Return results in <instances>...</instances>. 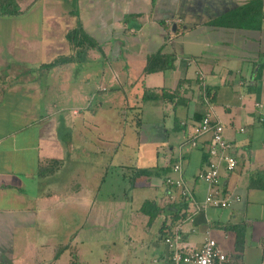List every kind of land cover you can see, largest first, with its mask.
I'll return each instance as SVG.
<instances>
[{"label":"crops","instance_id":"crops-1","mask_svg":"<svg viewBox=\"0 0 264 264\" xmlns=\"http://www.w3.org/2000/svg\"><path fill=\"white\" fill-rule=\"evenodd\" d=\"M153 1H156L154 5L164 7L159 15H152L153 11L135 12L134 15L139 19L127 22V30L132 36H140L138 42L141 43L139 47L144 64L147 65L148 58L157 52L172 54L176 63L172 69L176 67L186 74L179 75L183 77L178 80V75L173 76L174 72L170 71L172 69L157 72L163 76L159 79L153 77L158 82L152 86L146 81L153 73L146 74L144 69L143 88L176 92L178 100H183L177 107L175 103H152L151 107L169 106L177 116L173 125L185 139L189 136L190 140L196 124L192 118L197 112L204 116L210 115L214 121L225 126V136L232 143L231 151L238 159V167L233 172L221 170V185L229 194L239 195L241 201L230 208H224L228 212L218 211L223 210L222 208H202L200 205L207 186L200 185L198 175L211 161L207 137L196 147L189 140V145L182 142L178 154L175 145L180 138L174 137L173 144H169L170 140H167L165 147L156 149V161L151 167L146 163L138 166L137 161L133 166L127 165L124 155L126 158L129 155L127 152L123 155L122 149L112 153L108 151V163L103 162V175L114 164L121 167L127 165L126 171L130 176L135 170L145 168L171 171L180 162L183 168L181 176L187 186L189 180L193 181V185L189 187L197 204L191 206L186 200H178V192L164 181L168 174H163L161 178L151 177V181L141 187L148 190L143 192L142 197L146 198L147 193L153 192V199L146 200L155 201L158 205L162 202L164 204L159 205L161 212L153 217L155 220L148 216L151 231L156 220L160 219L159 227L155 228L159 235L162 225L166 223V229L179 228L184 239L195 246H201L207 237L214 238L225 252L233 256L235 264H264V124L259 121L260 117H264V23L261 30L208 24L250 0ZM45 25L47 28V24ZM45 36V41L55 44L54 38ZM38 39L32 40L20 52L22 56L14 55V64L17 65L12 70L9 69L10 62L0 52V91L7 88L3 95L0 94V264L1 261L38 264L35 259L38 258L41 245L48 240L47 232L39 230L57 229L58 225L54 224L64 222V215L60 214L64 213L66 205L77 210L78 221H83L86 225L75 226L76 231L64 243H60L55 251L64 246L67 249L59 258L55 256L54 259L56 261L68 253L66 264H87V261H82L81 255L85 253L86 260L89 256H94L91 246L101 241L86 244L92 241L88 230L104 227L98 225L104 216H112L122 210H131L133 213L132 199L125 195L123 208L113 207L109 197L98 200L102 183L97 188H92L88 177H80V171L76 167H73V174L78 182L71 191H65L63 183L58 182V175H63L70 164L73 163L74 166L82 162L75 158L93 156L96 150L101 152V148H118L124 139V120L105 119L89 109H85L82 114L81 110L76 109L74 113L79 118L74 124V130L71 129L74 138L71 142L63 141L55 128L50 132L46 124L50 116L39 115L37 111L41 106L39 103L42 96L46 93L45 89H48L47 83L31 77L21 78L19 82L12 79L18 65L20 69L21 64L32 63V52L39 54L45 48L39 41L42 38ZM14 50V46L9 47L7 54H15ZM45 55L47 58L48 55ZM57 55H53L51 60L49 57L45 58L42 64L61 56ZM46 70L43 74L50 72ZM176 80V85H173ZM202 86L210 88L209 97L203 94ZM142 95L143 90L139 94L140 104L138 102L137 105L126 108L134 112L133 115L127 114L130 115V120L134 115L139 120L136 124L130 120L127 122L135 128L144 121L145 107L149 104V101L142 99ZM240 128L245 130L241 131ZM133 158L135 159L134 154ZM145 178L149 177L137 179L132 186L138 188L140 180ZM173 199L176 200L172 201ZM142 206L137 211L144 216ZM94 213L96 217L91 216ZM90 222L94 225L87 226ZM159 242L158 238L151 243L154 246H164L154 262L158 259V263H168L167 248L164 242ZM35 244L39 246L38 249L34 247ZM83 247H87L84 252ZM39 264L42 263L39 261Z\"/></svg>","mask_w":264,"mask_h":264},{"label":"rangeland","instance_id":"rangeland-1","mask_svg":"<svg viewBox=\"0 0 264 264\" xmlns=\"http://www.w3.org/2000/svg\"><path fill=\"white\" fill-rule=\"evenodd\" d=\"M155 2L153 0H14V4H17L14 5L15 9H20L23 14L21 16L8 15L6 17L0 15V19H2L0 52L10 62V70L17 65L12 64L15 62L14 55L22 56L20 52L25 50L32 43V40L42 38L38 40L43 48L45 47L43 51L39 54L33 51V62L27 63V61V64H21L19 72L23 70L24 65L35 64L33 65V67H36L34 74H38L35 79L47 83L48 89H45L46 93L39 103L43 107H38L37 111L39 115L50 116L46 123L50 132L52 128H55L63 141L66 143L71 142L74 139L72 130H74V124L79 118L74 113L76 109L81 110L82 114L85 109H89V111L105 119L124 120L122 126L125 128V130L123 129L125 136L123 135V143L121 142L122 144L118 148L115 146L107 150L101 148V152L96 150L93 156H83L81 159L75 158V160L82 162L74 164V166L73 163L70 164L63 175H58V182L63 183V186L66 187L65 191H71L74 184L78 182L75 174H73V167H76L80 171V177H88L92 188H97L102 183L98 200L109 197L113 207L123 208L122 202L125 195L132 199L135 213H132L131 210H122L120 213L115 212L112 216H104L99 224L97 222L98 225L104 227L99 226L98 229L88 230L91 233L92 241L86 244L91 245L94 242L101 241L91 246L94 256H89L86 260L85 253L81 255L82 261H87V264H163L154 262V259L162 253L163 244H158V246L151 244L159 238L158 229L155 228L159 227L161 220H156L151 231L149 217L142 216L137 211L142 203L147 201L146 199H153L154 197L153 188L152 191H149L152 193H147L146 198L142 197L143 192H148V190L141 187L147 185L151 181V177L140 180V186L135 189L130 183L129 172L126 171L127 165L133 166L136 161L138 166H142L143 163L149 164L148 167L154 166L157 156L156 149L162 148V146L165 147L167 140H170L169 144H173L174 137L180 138L175 145L177 154L182 147V142L189 145V136L188 138L186 136L185 139L181 132L176 131L173 125L176 115L167 105L159 106V108L151 107L153 104L149 101V104L145 107L146 116L144 121L137 128L132 127L131 123H127L130 120L129 116L133 115L134 112L126 108L137 105L138 102L141 103L139 94L143 90L145 80L142 77L144 75L143 70L146 67V64L142 61L143 56H141L142 52L139 47L141 43L138 42L140 36L131 35L127 30V22L130 21L131 23L139 19L137 15H134L135 12L153 11L152 15H159L161 8L164 7L154 5ZM45 24H47V28ZM78 24H81L84 30L96 40L97 47L87 50L83 56L76 57L77 49L66 38V34L76 28ZM45 35L54 38L55 44L49 42V40L45 41L47 38ZM198 42L200 43V41ZM193 45H196V43H193ZM13 46L15 54L8 55L9 47ZM45 54L48 55L47 58L49 57L50 60L53 55L57 54L61 56L73 54L75 59L71 64L62 66L61 70L52 69L48 74H43L45 69L39 68V64H42L46 58ZM18 66L15 69L18 70ZM170 71L174 72L173 76L178 75V80H181V77L186 74L176 67ZM20 74L22 76L24 72ZM181 74L183 76H179ZM162 76V74L153 73L146 82L148 85L153 86L158 82L153 80V77L159 79ZM178 80L173 85H176ZM262 100L264 101V97ZM133 117L130 121L136 124L139 120H137V116L134 115ZM39 118L37 117V119ZM117 149H122L123 155L125 152L128 153V158L124 155V161L127 165L121 167L114 164L108 173L103 175V162L108 163L109 152L112 153ZM70 152L72 153V151ZM163 172L162 174H168L172 178L180 176L174 173L173 170ZM152 177L159 178L158 176ZM199 181L200 185L205 184L208 186L201 179ZM188 183L190 186L193 185L192 180H189ZM172 188L178 192V200L184 201L185 199L181 197L179 190L173 186ZM205 196L206 194L200 202L201 206L205 203ZM162 204L163 202L159 203L163 206L164 204ZM191 206H194L193 203H191ZM65 208L64 213L60 214L61 216L64 215V222L59 221L54 224V226L58 225L57 229L50 228L46 230V228H43L39 230L42 233L47 232L48 240L41 245L38 258L35 259L38 264L39 261L42 264H66L69 254L65 253L55 261L54 258L57 254L55 249L76 231L79 224L86 225L83 221H78L76 217L78 215L77 210L69 205H66ZM218 211L228 212L225 209ZM79 215L83 216L85 214ZM92 215L96 217L95 213ZM151 220L155 219L152 218ZM93 225L90 222L87 226ZM18 237L20 236L18 235ZM85 237L88 238V236ZM5 245L8 246V244ZM34 247L38 249L39 246L37 247V244H35ZM87 247H83V252L86 251ZM120 259L122 260L120 261ZM2 262L16 264L13 261V263L11 261H1V264Z\"/></svg>","mask_w":264,"mask_h":264},{"label":"built area","instance_id":"built-area-1","mask_svg":"<svg viewBox=\"0 0 264 264\" xmlns=\"http://www.w3.org/2000/svg\"><path fill=\"white\" fill-rule=\"evenodd\" d=\"M259 121L264 124V117H260ZM240 130L245 129L240 128ZM206 137L209 142L208 154L211 161L208 167L198 175V178L208 185L202 208H230L234 203L240 202L241 197L224 191L221 185V170L235 171L238 167V159L231 151L232 143L226 139L225 126L219 121L214 122L210 115H206L199 124L194 126L189 141L192 146L196 147ZM173 172L180 176L178 178L168 176L166 183L177 188L181 197L195 206L197 202L193 193L181 176L182 165L175 164ZM164 244L168 251L167 262L169 264H235L233 256L225 252L211 237H207L201 246H195L184 239L179 228L167 229ZM158 262L159 260L156 259L155 263Z\"/></svg>","mask_w":264,"mask_h":264},{"label":"trees","instance_id":"trees-1","mask_svg":"<svg viewBox=\"0 0 264 264\" xmlns=\"http://www.w3.org/2000/svg\"><path fill=\"white\" fill-rule=\"evenodd\" d=\"M14 0H0V15H20L22 11L20 9H15ZM264 0H250L245 5L232 10L228 13L223 14L208 22L211 26H219V27H230V28H240V29H253V30H261L263 28L264 23ZM66 38L73 44V46L77 49L76 50V57L83 56L85 52L89 49H93L97 47L96 40L88 34L84 27L81 24H78L76 28L69 31L66 34ZM75 55H62L57 57L50 63H44L39 68L47 69V70H61L62 66H67L74 61ZM14 64V63H12ZM175 64V57L172 54H164L162 52H157L151 55L148 58L147 65L145 67V73H157V72H165L168 69H172ZM21 67V65H20ZM27 67V68H26ZM21 69V68H20ZM12 76V79L15 78L18 82L21 78L25 79L27 77H31L35 79L38 74H34V70L36 67L30 65H24L23 70L24 75L21 76V72L19 70ZM34 74V75H33ZM202 92L206 96H210V88L208 87H201ZM7 89V88H6ZM4 88L0 91V94L3 95L5 92ZM142 99L144 101H151L156 105H163L168 103H175L176 107L180 104L183 100H178V95L176 92H168L165 89H157V88H143V95ZM175 107V106H174ZM204 114L197 112L192 120L197 124H199L202 119L204 118ZM215 122V121H214ZM177 123H179L177 121ZM180 124V123H179ZM174 165V164H173ZM156 170V171H155ZM173 168H171V171ZM169 172L170 170H164L162 168H145L135 170L133 174L129 176L131 185H135L137 179L141 177H152L158 176L161 178L163 176L162 172ZM163 172V173H164ZM45 174V173H43ZM166 183V179H164ZM142 212L147 215L151 216L152 218L156 215H159L161 209L155 201H147L143 204L141 208ZM177 217V216H176ZM167 224L164 223L160 229V237L159 243L164 242V235L166 232ZM67 249V246L61 247L59 251H57L56 258H59L60 255L63 253L64 250ZM167 262V260H166ZM72 264H76L73 262ZM169 264V263H166Z\"/></svg>","mask_w":264,"mask_h":264}]
</instances>
